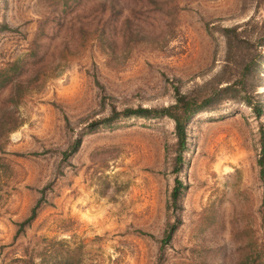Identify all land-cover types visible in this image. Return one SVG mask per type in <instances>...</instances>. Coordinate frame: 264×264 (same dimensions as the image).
I'll use <instances>...</instances> for the list:
<instances>
[{
    "label": "rangeland",
    "instance_id": "obj_1",
    "mask_svg": "<svg viewBox=\"0 0 264 264\" xmlns=\"http://www.w3.org/2000/svg\"><path fill=\"white\" fill-rule=\"evenodd\" d=\"M179 5L173 18L149 27L137 42L127 37L100 45L89 32L85 38L70 31L54 38L59 45L67 36L76 55L56 65L60 55L49 51L57 57L44 63L45 81L19 105L23 123L0 152L14 171L0 176V264H24L29 255L42 264L156 261L174 179L166 150L174 140L170 118L129 117L98 127L83 135L61 172L56 168L59 151L87 118L107 112L103 95L118 106L169 103L173 84L185 91L201 86L223 64L219 24L249 21L247 34L264 33V0ZM46 7V0H0V22L8 25L0 29V63L27 51ZM78 15L91 31L90 18ZM76 18H65L73 30ZM207 22L216 27L208 30ZM261 74L264 93V68ZM262 127L264 109L258 117L231 102L191 120L180 172L187 183L182 221L164 246L162 264H239L249 243L264 244V179L257 163ZM46 184L36 217L18 231Z\"/></svg>",
    "mask_w": 264,
    "mask_h": 264
},
{
    "label": "trees",
    "instance_id": "obj_2",
    "mask_svg": "<svg viewBox=\"0 0 264 264\" xmlns=\"http://www.w3.org/2000/svg\"><path fill=\"white\" fill-rule=\"evenodd\" d=\"M46 1L47 12L39 19L37 33L29 43L27 51L0 63V152L5 151L10 133L23 123L19 105L28 96L29 91L43 85L46 76L44 68L49 60L57 57L49 51L58 52L60 55L56 65L61 64L62 58L76 55L77 46L72 47L67 36L60 41L61 44L54 43V38H57L58 34L70 31V34L77 32L76 35L79 33L86 38L89 32L97 38L95 42L100 45L105 40L112 46L118 39L124 40L127 37L134 38L137 42L148 35L149 27L166 23L167 19L173 18L180 9V0ZM81 7L82 10L79 12L78 9ZM71 13L77 17L75 22H79L75 30L71 29L72 24L68 27L65 19ZM78 14H84L86 19L90 18L88 24L91 31L88 30L87 24L80 20ZM93 17L97 18L96 21ZM248 23L249 21L217 26L225 42V58L219 70L204 84L186 91L182 90L179 84H173L174 99L160 106L142 103L118 106L111 98L103 95L102 105L104 107L105 104L108 105L107 112L97 116L90 115L83 126L84 129L72 135L66 148L59 151L61 158L56 168L57 172L62 171L61 163L77 151L83 135L98 127L111 126L129 117L148 119L167 117L173 121L174 140L170 144L166 143V150L171 163L170 172L173 173L174 179L165 201V226L160 237L159 252L153 264H162L164 246L171 241L182 221L179 210L187 183L181 178L180 172L186 164L185 154L189 150L191 120L199 113L220 110L225 102L245 104L258 117L263 112L264 93L261 90L263 80L261 73L264 68V33L257 32L255 36H250L244 31ZM206 25L208 30H211V26L216 27L209 22ZM4 28H8V25L0 22V29ZM85 38L81 37L79 43L81 44ZM94 73L93 71L92 74ZM94 77L95 82L104 87L97 76ZM260 139L261 147L257 163L259 176L264 179L263 127ZM9 164L0 154V176L9 172L11 175L14 173ZM49 185L46 184L39 189L40 195L35 199L29 214L18 222V231L24 229L36 217L38 209L46 199L45 189ZM247 246L249 249L242 255L239 264H264V244L259 246L249 243ZM23 260L24 264H42L36 263L32 255Z\"/></svg>",
    "mask_w": 264,
    "mask_h": 264
}]
</instances>
